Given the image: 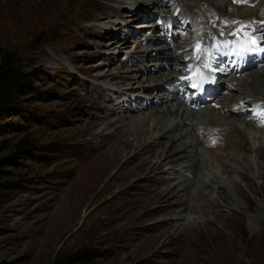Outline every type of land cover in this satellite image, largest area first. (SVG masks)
<instances>
[{"label": "rangeland", "instance_id": "rangeland-1", "mask_svg": "<svg viewBox=\"0 0 264 264\" xmlns=\"http://www.w3.org/2000/svg\"><path fill=\"white\" fill-rule=\"evenodd\" d=\"M101 1L0 0V45L14 47L25 72L32 74L30 83L17 94L13 109L0 118V264H264V179L260 175L251 176L250 167L242 157L233 161L236 170L228 182H236L249 198L251 209L230 184L227 203L212 204L217 213L208 210L188 224L183 220L186 216L173 217L169 207L160 205L161 201L152 203V199L144 197H151L156 188L168 183H181L189 174L178 167H174L178 170L175 175L166 173L169 166L162 163L156 170H146L127 183H120L114 173L122 166L123 159L94 190L86 193L75 222L63 229L56 228L54 221L60 213L61 194L87 168L99 149L95 140L90 139L91 133L97 131L94 122L105 123L116 117L111 107L124 110L127 107L126 113L134 115L167 102L163 100L165 97H158L162 100L155 102V97L148 107L142 105L144 98L150 101L143 95L161 93L162 87H149L147 73L139 71L140 68L152 71L154 65L148 63L155 60L142 57L145 48L138 40L148 35L144 32L148 29L138 24L149 19L134 21V15L128 14L126 4L137 0L111 2L114 5L119 2L123 9L110 15ZM138 1L139 10L156 12L158 3L145 6L149 4L145 2L153 1ZM193 1L198 4L202 0ZM228 2L222 15L236 11L231 0ZM158 7H162L160 12L168 9V5ZM193 7L188 3L185 12L189 15ZM117 18L122 21L120 26L129 24L137 34L127 35V29H119V25L108 30L107 26ZM115 37L126 39L125 45L116 48L110 44ZM146 40L149 39L143 42ZM135 56L142 60L139 64ZM169 61L164 60L163 64L178 73ZM162 67L153 72L160 75L168 71ZM134 73L136 77H130ZM140 83L148 86L144 91L139 90L141 99L128 95L117 98L121 90L123 93L138 90ZM136 105L145 109L134 111ZM110 125L113 124L107 126ZM114 137L106 136V142ZM201 137L196 155L203 148L210 152L217 150L218 147L206 143L204 132ZM157 139L160 138L153 140ZM22 141L26 145L18 151ZM159 146L149 144L148 148L153 151ZM140 154L142 158H150L149 152L140 151ZM137 161L131 160L130 167ZM253 165L258 168L255 159ZM95 166L96 163L92 165ZM202 183L204 187L207 184ZM247 183H252L257 192L249 189ZM223 191L209 186L207 193L200 192L192 200L191 195L184 197L194 205L210 194L216 196ZM254 215L256 220L250 218ZM227 218L228 227H224L221 221ZM205 221L214 230L222 231L219 241L223 242V252L217 250L212 237L205 232ZM78 251L85 252L79 260L65 257Z\"/></svg>", "mask_w": 264, "mask_h": 264}, {"label": "bare ground", "instance_id": "bare-ground-1", "mask_svg": "<svg viewBox=\"0 0 264 264\" xmlns=\"http://www.w3.org/2000/svg\"><path fill=\"white\" fill-rule=\"evenodd\" d=\"M95 1L99 3V0ZM103 1H106L107 4ZM114 1L115 0H102L100 2L102 3L103 7L108 10L106 12L107 15L118 13L119 10L123 9V6L120 5L119 2H117L116 5L111 4V2ZM152 1L153 2H145L149 3L145 6L152 5V3H158L157 5H161L165 2V0ZM167 1L171 2L170 6L173 8H175L174 4L180 6L179 12L182 24L187 22V26L189 27H193L199 22H204L210 18H213L214 21H217V17L222 15L224 7H227L229 3L228 0H202L201 2L198 1V4H194L193 0ZM250 1H256L257 7L247 8L245 6H235L236 11L234 13H231V11L225 12L229 14V16L237 18L253 15L258 10L264 13V0ZM135 2L136 1L126 4L129 9V16L134 15V21L144 19L152 15L151 9L149 10L148 7H146L148 8L147 10H149L147 12L145 11V8H143V10H139L141 7L136 8L140 3L138 0L137 3ZM240 2L242 3V0H240ZM188 3L195 6L191 8L189 15L185 12V6H187ZM188 9L189 8H187V10ZM172 11L173 10L169 9L167 13L163 12L161 15L157 14L159 16L160 23L149 21L138 24L139 27H147V32L150 33V36L147 38L149 40H146L147 42H139L141 46H144L145 49L142 50V47L139 49L142 50V57L145 59L150 57L155 60L148 63L151 66H154L152 71L150 70L151 68L148 70H143L140 68L139 71H144V73H147V84H150L149 87H153V89L156 87L159 88L163 86H169L173 82V76L177 73H174L172 72L173 70L171 71V69H168V66L163 64V61H169L173 59L176 61V59L182 55V52L186 50V44H183L182 41L176 40L175 46L171 47L167 45L169 43L167 42L166 37H161V33L155 32L159 26L164 24V21H167L168 23L174 22V24L177 22L178 14L174 15ZM172 14L174 15L173 17ZM123 15L124 17L128 16L127 14ZM121 23L122 21L117 18L115 22H110V25L107 26V29L111 31L112 28H118L117 26L119 25V29H127V33L129 32L127 35L137 34L136 31H132V29H130L129 24H126V26H120ZM176 24L181 25V22ZM158 33L161 36H155L158 35ZM110 34L111 36L113 35V33ZM115 35H117V33ZM165 40L167 44L163 45ZM125 41L126 39L122 37H115L109 42L114 47L121 48ZM160 41L161 43H159ZM168 47H170L169 50L166 49ZM137 51L139 52V50ZM152 51L154 52L152 53ZM172 56L176 58H172ZM108 57L109 56L107 55V58ZM135 58L137 59L136 56ZM137 60H135L137 64L142 61H139V59ZM175 61H169L172 62L170 66H172L173 69L175 66L174 64H177ZM141 65L143 64L141 63ZM162 66L167 67L168 71L166 70L160 75L155 73L158 71V69L160 70V67ZM154 70L156 71L153 72ZM253 71L248 72L241 79H235L236 82L234 88L229 92V94L223 96L218 102V105H221L220 109L207 106L204 108V110L201 109L197 111H190L188 107L173 99V95H170L165 91H162L156 95H153L152 93H146L147 95H143L150 98V103H152L151 99L153 100L155 97H157V99L158 97H165L163 100L164 102H167L152 110H143L138 114L128 115V113H126L127 107L125 110L122 107H111V109L114 110V113L116 112V117L105 123L94 122V127H97V131L91 133L90 139L95 140V145L97 148L101 149V151L98 149V151L94 153L90 160L91 163L85 166L87 168H85V170H83L76 177L75 181H73L71 184H69V186H67V188L64 189L60 196L61 198H59L60 213L58 218H56L54 221L57 223L56 228L63 229L75 222V219L79 216L80 209L82 207L81 205L85 201L86 193L94 190L99 185V183L108 176L111 170L119 166L120 161L123 159H125V161L123 162L122 166L117 168L114 173L115 178H117L118 182L120 183H127L134 177L143 174L146 170H156L162 163H165L169 166L166 170V173L172 172L175 175L178 170H176V168L174 169V167H178V169L187 172L190 177H187L181 183H179L180 181L176 184L168 183L162 188H156L158 190L154 189L155 191H153L152 195H150L151 197L145 196L144 199H152V203L161 201L160 205L162 204L169 207L170 214H172L173 217L177 218L180 216H186V219L183 220L186 221V223L188 222V224L191 222V220L200 218L201 215L203 213H207L208 210L210 211L214 209V211L211 213H217L215 211L216 209L214 208L215 206L212 204L221 205L227 203L229 196L226 194V192L229 190L230 184H232L235 192L243 198L247 208L251 209L252 205L249 202V198L245 197L243 191L237 186L234 180L230 182H228V180L233 178V170H236V168H233V161L235 159H240V157H242V159H244V163L250 167L251 176L255 178L257 175H260L264 179V171H260L261 169L264 170V164L263 166H260L259 164L260 162L264 163V129H258L259 127H257L256 124L249 121L246 118L248 114H245L242 118L239 116L238 118L231 117L237 116L232 112L231 106L233 103H239L240 101H243L245 102L246 106H248L252 101L255 100L264 102V67L261 69H255ZM135 75L136 73L130 77L135 78ZM124 76L127 78L129 77L126 74H124ZM137 87L139 89L132 90L131 93L127 91V93H123L121 90L117 94V98L123 95H128V98H142L139 93L144 91V89L148 86H144L142 83H140V85ZM128 98H126V101H129ZM157 99L155 102L158 101L160 103L162 100ZM121 102H123V100H121ZM102 109H106L104 104ZM134 109V111L138 112L145 108L142 105L138 107L136 105ZM109 124L113 125L107 126ZM100 126L102 128H99ZM112 127L115 128L112 129ZM115 131H117L116 134L114 133ZM212 131L218 133L217 135L219 137L216 139L215 147L211 145L209 140L210 136L215 137V133ZM202 132H205L204 134L206 135V143L209 145V147L212 146L213 148H218L217 150L212 149L214 150H211L212 152L203 148L202 152L200 151L196 155V150L199 147L198 144L202 139ZM113 135L115 136L114 139L109 143V140L106 142L105 137ZM156 137L160 139H157V141L153 140ZM149 144L160 146L151 151V146L148 148ZM229 150H232V152ZM140 151H143L144 154L149 152V157L151 159L146 157L142 158ZM133 159H137L138 161L136 164H133V166L130 167L129 162ZM253 159L258 162V168L253 165ZM95 163L96 166L93 168L92 165ZM246 175L243 174L242 176ZM181 177L183 176L181 175ZM202 182H207L205 187ZM108 186L111 188L112 185L108 184ZM194 186L195 190H193ZM209 186H216L218 189L223 188L225 191H223L221 194L217 193L216 196L210 194L207 196V199H204V201L199 200V202L197 201V203L194 205H192L190 201L188 202V199L184 197L186 194L189 196L191 195L192 200L195 195L199 196L200 192H203V194H205V192L207 193ZM109 187H107V190L110 189ZM247 187L252 191L257 192L255 186L252 183H247ZM202 197L204 196L202 195ZM170 205L176 206L175 208H170ZM218 216L222 215L217 214V217ZM256 217L257 215H254L250 218L256 220ZM226 221H228V218L221 221L222 226L228 227ZM57 229L55 230L57 231ZM185 229L186 228H184V230ZM204 229L205 232L207 234L209 233L212 237L211 241L215 243L217 250L221 249V252H223L225 250L223 242L219 241L222 236V231L218 229L214 230L210 225H207L206 221L204 222ZM186 232L187 231H185V233ZM162 233L164 234V232ZM186 243L188 244L187 241Z\"/></svg>", "mask_w": 264, "mask_h": 264}, {"label": "trees", "instance_id": "trees-1", "mask_svg": "<svg viewBox=\"0 0 264 264\" xmlns=\"http://www.w3.org/2000/svg\"><path fill=\"white\" fill-rule=\"evenodd\" d=\"M32 74L26 73L21 60L10 45H0V118L13 109L17 94L30 83ZM23 141L18 145V151L23 150ZM85 252L66 255L68 259L79 260Z\"/></svg>", "mask_w": 264, "mask_h": 264}, {"label": "snow or ice", "instance_id": "snow-or-ice-1", "mask_svg": "<svg viewBox=\"0 0 264 264\" xmlns=\"http://www.w3.org/2000/svg\"><path fill=\"white\" fill-rule=\"evenodd\" d=\"M256 43V41L253 39L252 40V44H255ZM228 46V43L226 42L225 44H224V47H227ZM197 49H199V47H200V45H199V43H197L196 44V46H195ZM214 47H217V48H219V45L217 44V45H215ZM245 50H247V51H251V49H245ZM237 55H240V54H242L241 52H237L236 53ZM196 59H199V57H196ZM203 67L204 68H208L209 67V64L207 63V61H205L204 63H203ZM189 70H191V67L189 68ZM194 87L195 86H197V85H193Z\"/></svg>", "mask_w": 264, "mask_h": 264}]
</instances>
